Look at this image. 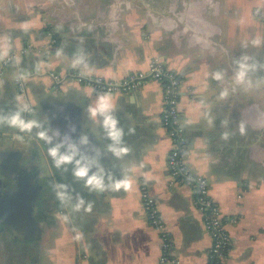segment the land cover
<instances>
[{"label":"crops","instance_id":"1","mask_svg":"<svg viewBox=\"0 0 264 264\" xmlns=\"http://www.w3.org/2000/svg\"><path fill=\"white\" fill-rule=\"evenodd\" d=\"M263 46L264 0H0V68L15 54L0 74V138L7 140L0 151H9L0 153V179L13 185L16 154L10 152L41 132L52 177L45 194L49 218L37 245L21 251L9 231H0V264H158L160 239L142 209L141 182L171 231L179 264H208L211 237L192 188L169 183L172 143L161 123L162 83L149 79L135 91L107 94L122 133L117 142L104 116L90 111L105 93L71 80L54 90L48 73L119 79L147 69L153 57L181 78L189 166L207 177L221 212L236 218L227 224L231 246L221 264H264ZM19 67L25 93L14 83ZM50 98L79 106L82 141L93 135L91 145L99 143L109 160L59 139L70 124L44 104ZM28 105L33 111L25 116ZM15 116L36 125L22 131L9 123ZM53 147L70 162L57 167ZM120 148L128 151L117 154ZM79 168L87 175H75ZM93 176L103 190L88 183ZM120 181L127 189L113 190Z\"/></svg>","mask_w":264,"mask_h":264},{"label":"built area","instance_id":"2","mask_svg":"<svg viewBox=\"0 0 264 264\" xmlns=\"http://www.w3.org/2000/svg\"><path fill=\"white\" fill-rule=\"evenodd\" d=\"M53 32L48 31L52 38ZM52 41V40H51ZM15 59L13 52L8 53L0 68V74L6 64ZM55 82L54 90L64 81L71 80L85 84L97 93L114 94L120 92L135 91L147 80H157L162 83L163 107L161 111V123L171 139V148L166 156V164L169 170V183H185L192 188L194 203L203 215L205 229L210 234L211 243L208 248V258L215 260L217 264L227 256L231 237L227 224L234 222L235 217L224 215L219 205L209 194V182L207 177L194 171L187 162V139L184 127L179 117V92L181 78L176 72L166 67L164 62L153 57L145 70L130 71L126 76L112 79L102 75L83 74L79 71L69 70L63 73L55 71L48 72ZM25 71L19 67L14 79L17 92H26ZM33 111V106L24 108L23 114L27 116ZM26 122V121H25ZM139 194L142 209L148 223L157 231L160 239V255L158 264H179L177 256L174 255V240L169 227L159 209L155 197L144 182L140 183ZM75 264H80L76 262Z\"/></svg>","mask_w":264,"mask_h":264},{"label":"water","instance_id":"3","mask_svg":"<svg viewBox=\"0 0 264 264\" xmlns=\"http://www.w3.org/2000/svg\"><path fill=\"white\" fill-rule=\"evenodd\" d=\"M44 104L55 106L60 115L66 117L64 122L70 124V132L61 131L58 136L63 143H68L78 151L109 160L108 154L99 143L91 145L93 135L88 134L87 143L82 141L81 110L79 106L56 98H50ZM54 120L60 121L61 119ZM6 141V139L0 138V147L5 146ZM45 141H47V138L41 139L38 136L31 135L22 142V147L10 152H15L16 160L13 163L19 168L12 175L17 183V189L9 190L4 194L0 193V230L3 228L8 229L12 238L17 240H33L39 238L42 233L41 226L34 218V214L38 209V203L42 196L38 179L47 176V180L50 181L52 178L44 152L43 142ZM92 146H95V148H92ZM4 152L9 151H0L2 155ZM4 197L13 200L16 204V211H19L18 219L16 217L12 218L13 220L4 219L3 215L7 213L6 208L3 207Z\"/></svg>","mask_w":264,"mask_h":264},{"label":"clouds","instance_id":"4","mask_svg":"<svg viewBox=\"0 0 264 264\" xmlns=\"http://www.w3.org/2000/svg\"><path fill=\"white\" fill-rule=\"evenodd\" d=\"M217 79L219 78V75L217 74ZM114 107L113 103L111 102L110 96L107 94L102 95L99 98V101L97 103V106L95 108L90 109L91 113L93 116L97 115L98 113L100 115L104 116L103 124L104 126L109 129V135L113 138V140H116L119 142V139L122 135L121 131L117 128V119L110 114L112 108ZM9 123L12 126L19 127L22 131H31V128L36 125L35 121H28L25 122L19 118V116H15L9 121ZM39 136L41 139L46 138L45 133L41 132L39 133ZM227 137V134H225V138ZM117 151V154H120L122 152H127V148H120V149H115ZM49 154L53 157L55 164L57 167H59L63 163H68L71 160L70 156L63 155L59 153L58 147H53L49 149ZM75 175L77 176H85L87 175V169L86 168H79L75 171ZM89 184L94 185L96 188L103 190L104 185L102 179L93 176L90 178L88 181ZM124 187L127 189L128 184L124 181L117 182L116 184L113 185V190H118L119 188ZM61 195V194H58ZM61 199H63V195H61ZM84 201L81 200L80 204L77 205V208L81 204H83ZM86 211H91V204L85 209Z\"/></svg>","mask_w":264,"mask_h":264},{"label":"flooded vegetation","instance_id":"5","mask_svg":"<svg viewBox=\"0 0 264 264\" xmlns=\"http://www.w3.org/2000/svg\"><path fill=\"white\" fill-rule=\"evenodd\" d=\"M17 170H19V168L15 166L14 172ZM24 176H27V175H24ZM47 179H48L47 176H42L38 179V182L41 186L42 196H41L39 203H38V209L36 210V213L34 214V218L39 222L41 229H42L41 236L45 230L44 229L45 223H46L47 219L49 218L47 203L45 200V194L47 193L48 186H49V180H47ZM7 181H8V179H5V178L0 179V193H2V194L6 193L9 190L12 191V190L17 189V183L14 179H13V185L12 186L9 185V183ZM3 207L6 208V210H7V213L5 215H3L4 219L11 220L12 218L14 219L15 217L16 218L18 217L19 211H16V204L14 203L13 200L7 199L4 197ZM3 230L9 231L8 229H5V228L1 229L0 231H3ZM9 233L11 235L10 231H9ZM41 236L39 238H36L33 240H17L14 238H12V239H14L16 241V243H19V247H20L21 251L26 250L27 252L30 253L31 248L37 245L38 240L41 238Z\"/></svg>","mask_w":264,"mask_h":264},{"label":"trees","instance_id":"6","mask_svg":"<svg viewBox=\"0 0 264 264\" xmlns=\"http://www.w3.org/2000/svg\"><path fill=\"white\" fill-rule=\"evenodd\" d=\"M208 264H217V263H216V261H215V260H210V259H209V262H208Z\"/></svg>","mask_w":264,"mask_h":264},{"label":"rangeland","instance_id":"7","mask_svg":"<svg viewBox=\"0 0 264 264\" xmlns=\"http://www.w3.org/2000/svg\"><path fill=\"white\" fill-rule=\"evenodd\" d=\"M264 52V46L262 47V52L261 53H263Z\"/></svg>","mask_w":264,"mask_h":264}]
</instances>
